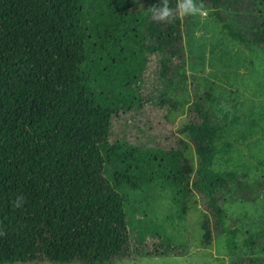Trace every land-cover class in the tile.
Returning a JSON list of instances; mask_svg holds the SVG:
<instances>
[{
	"label": "trees",
	"instance_id": "obj_1",
	"mask_svg": "<svg viewBox=\"0 0 264 264\" xmlns=\"http://www.w3.org/2000/svg\"><path fill=\"white\" fill-rule=\"evenodd\" d=\"M159 3L0 0V264L131 256L139 249L118 187L156 179L196 193L201 244L222 235L228 264H261L254 246L264 228L241 237L226 221L221 195L244 186L237 171L214 166L228 148L203 98L176 130L162 101L150 116L141 87L149 54L160 53L168 80L183 60L180 16L157 22L150 8ZM203 4L227 37L264 47V0Z\"/></svg>",
	"mask_w": 264,
	"mask_h": 264
},
{
	"label": "rangeland",
	"instance_id": "obj_2",
	"mask_svg": "<svg viewBox=\"0 0 264 264\" xmlns=\"http://www.w3.org/2000/svg\"><path fill=\"white\" fill-rule=\"evenodd\" d=\"M241 19L232 16L230 21L238 25ZM180 30L182 65L175 61L168 80L159 74L160 53L149 54L142 92L151 117L162 101L172 130L184 120L187 105L203 98L211 121L221 127L219 146L228 148L217 155L214 166L237 171L244 186L221 195L227 223L243 237L264 228V47L227 37L207 7L203 15L180 16ZM204 92L213 95L212 101ZM186 154L195 161L192 146ZM118 191L131 247L139 251L108 264H228L222 235L200 243L204 209L196 193L159 179L138 190L121 185ZM254 255L264 264V235Z\"/></svg>",
	"mask_w": 264,
	"mask_h": 264
},
{
	"label": "clouds",
	"instance_id": "obj_3",
	"mask_svg": "<svg viewBox=\"0 0 264 264\" xmlns=\"http://www.w3.org/2000/svg\"><path fill=\"white\" fill-rule=\"evenodd\" d=\"M152 18L157 22H171L177 15L194 16L204 14L203 0L197 3V0H176L175 8L170 7L169 0H160L158 5L150 8Z\"/></svg>",
	"mask_w": 264,
	"mask_h": 264
}]
</instances>
